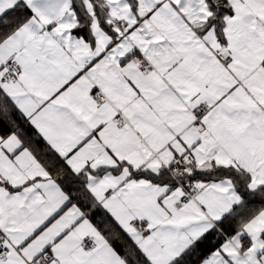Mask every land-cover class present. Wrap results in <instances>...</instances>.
Segmentation results:
<instances>
[{
	"label": "snow or ice",
	"instance_id": "obj_1",
	"mask_svg": "<svg viewBox=\"0 0 264 264\" xmlns=\"http://www.w3.org/2000/svg\"><path fill=\"white\" fill-rule=\"evenodd\" d=\"M0 264H264V0H0Z\"/></svg>",
	"mask_w": 264,
	"mask_h": 264
}]
</instances>
